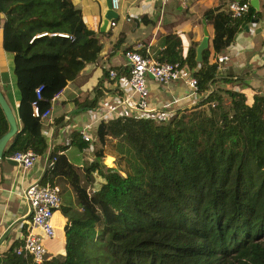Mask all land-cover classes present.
<instances>
[{
	"label": "trees",
	"instance_id": "16d2710c",
	"mask_svg": "<svg viewBox=\"0 0 264 264\" xmlns=\"http://www.w3.org/2000/svg\"><path fill=\"white\" fill-rule=\"evenodd\" d=\"M220 9L206 14L214 53L233 42L243 20ZM0 39L13 55L20 124L5 156L28 149L41 156L47 143L32 102L47 111L97 59L101 42L72 0H0ZM161 44L157 59L190 71L201 99L166 118L100 120V147L83 167L63 154L68 145L49 151L53 162L39 183L58 185L62 195L70 187L74 197L60 204L64 254L42 264H264V95L249 105L243 93L217 85L218 65L208 48L197 60L196 42L185 56L176 34ZM7 129L0 107V137ZM70 138L88 146L78 132ZM92 173L102 183L91 192ZM3 257L4 264H34L13 245Z\"/></svg>",
	"mask_w": 264,
	"mask_h": 264
},
{
	"label": "crops",
	"instance_id": "0c3cea01",
	"mask_svg": "<svg viewBox=\"0 0 264 264\" xmlns=\"http://www.w3.org/2000/svg\"><path fill=\"white\" fill-rule=\"evenodd\" d=\"M230 1L233 0H120V8L116 11L118 16L112 19L115 25L112 26L110 20L108 25L103 26L102 0H72L80 9L86 26L98 35L102 49L95 61L86 64L76 79L52 98L46 117L41 119L47 143L45 154L39 155L29 169L8 161L9 156L0 162V237L8 232L0 244L1 264H4L5 251L21 242L29 225L30 207L24 191L42 178L48 165L49 151L54 146L65 145L64 139L72 137L73 132L87 129L94 138L87 147L79 149L70 144L63 150L72 165H87L94 160V153L100 147L95 131L104 109L112 105L116 108L113 116L128 114L129 107L123 104V100L137 102L138 94L127 84L124 50L139 46L146 55L157 59L165 47L161 44L164 36L176 34L185 56L192 42H196L197 46L201 43L206 30L208 37L204 49L210 50L209 62H216L219 68L216 84L243 93L249 105L256 94L264 95V0H248V11L242 17V26L233 42L219 53H214L212 49L213 27L206 14L210 10L227 8ZM12 59L13 55L4 51L0 39V91L16 116L18 92ZM108 70H114L115 77L111 78ZM183 74L168 85L158 84L149 76L146 78L153 114L166 117L165 114L193 105L201 99L200 94L187 97L190 91L187 79L191 72L184 70ZM89 179L87 190L91 192L102 183V179L94 173ZM73 197L74 192L68 187L62 195V202ZM52 222L55 235L45 242L49 258L64 254L66 218L60 207L55 210Z\"/></svg>",
	"mask_w": 264,
	"mask_h": 264
},
{
	"label": "built area",
	"instance_id": "2783aa9c",
	"mask_svg": "<svg viewBox=\"0 0 264 264\" xmlns=\"http://www.w3.org/2000/svg\"><path fill=\"white\" fill-rule=\"evenodd\" d=\"M111 7L118 11L120 8V0H110ZM249 8L248 0H233L227 5V10L235 18H242ZM112 26L115 22L112 20ZM140 47L126 49L123 52L124 64L127 67V84L131 87L134 93L138 94L136 103H130L127 99L123 100V104L129 107V113L138 116H157L153 114V108L149 102V88L147 87V77H151L156 83L161 85H168L184 74V69L180 68L178 63H171L167 61H160L152 56L146 55L138 51ZM109 76L115 77L114 70H108ZM190 91L187 97H195L197 82L196 79L190 75L187 79ZM36 99L41 98V86L35 89ZM175 100L174 102H176ZM33 113L44 119L47 111L40 114L36 100L32 102ZM116 109L110 106L104 109V114L100 116V120H108L113 117L112 112ZM171 115L165 114L166 117ZM161 117V118H166ZM78 134L84 141H92L94 138L91 136L87 129H80ZM71 142L70 137L64 139L65 145ZM37 154L32 150H20L13 152L9 158L15 161L23 169L31 168L37 159ZM53 161L47 165L50 166ZM24 197L30 207L29 225L25 232H23L21 242L14 248L17 255L28 257L34 264H42L48 259V251L45 245L47 240H50L55 235V227L52 222V216L55 210L59 209L61 204L60 187L54 184H41L34 182L30 184L24 191Z\"/></svg>",
	"mask_w": 264,
	"mask_h": 264
},
{
	"label": "water",
	"instance_id": "95a60500",
	"mask_svg": "<svg viewBox=\"0 0 264 264\" xmlns=\"http://www.w3.org/2000/svg\"><path fill=\"white\" fill-rule=\"evenodd\" d=\"M102 4H103V9H104L102 23H103V26H106L108 25L110 20H112L113 18H116L118 15H117V12L111 7L110 0H102ZM220 10H227V8L220 9ZM207 37H208V33L205 30L204 38L196 48L197 60H201L202 50L207 45ZM0 107L3 111V114L8 124L7 131L0 137V162H1V160L5 157V148L8 145V142L16 134L19 127H18L17 118L1 91H0ZM10 160L12 159H8V161ZM7 233L8 232H6V234ZM6 234L0 237V244L5 239Z\"/></svg>",
	"mask_w": 264,
	"mask_h": 264
},
{
	"label": "rangeland",
	"instance_id": "374dc122",
	"mask_svg": "<svg viewBox=\"0 0 264 264\" xmlns=\"http://www.w3.org/2000/svg\"><path fill=\"white\" fill-rule=\"evenodd\" d=\"M105 162L108 164V165H111L112 164V160L111 159H106ZM61 195V201H62V194L60 193Z\"/></svg>",
	"mask_w": 264,
	"mask_h": 264
}]
</instances>
